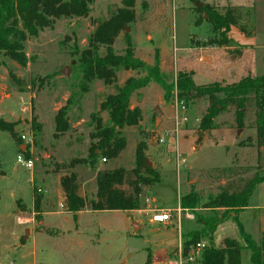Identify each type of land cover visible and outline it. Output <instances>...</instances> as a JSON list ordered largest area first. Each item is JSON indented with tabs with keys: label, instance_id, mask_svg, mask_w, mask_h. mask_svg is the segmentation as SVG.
<instances>
[{
	"label": "rangeland",
	"instance_id": "1",
	"mask_svg": "<svg viewBox=\"0 0 264 264\" xmlns=\"http://www.w3.org/2000/svg\"><path fill=\"white\" fill-rule=\"evenodd\" d=\"M197 2L215 5L221 12L228 5L241 8V22L248 30L253 29L255 42L231 28V49L204 46L212 30L206 20L195 23L198 15L193 8ZM124 7L123 0H93L87 16L55 19L51 27L25 41V52L30 58L26 66L0 55V103L4 102L6 107L0 110V117L20 122L17 130L29 138L25 144H29L30 159L34 163L33 168H28L19 162V157L24 161L28 157L19 150L9 132L0 130V264H166L183 248L190 232L201 231L203 224L198 223L199 217L212 214L204 204L221 186L231 183L236 187L238 180L251 177L257 171L264 175V148H261L262 165L257 168L260 150L256 145L253 107H247L242 128L236 123V107L232 106L216 119L217 128L201 132L199 125L209 99L196 98L185 102L188 121L179 126L180 145L184 140L181 151L187 152L182 153L187 165L179 168L180 173L183 183L198 193L197 207L182 211L181 230L173 227L175 223L169 227L151 224L148 218L152 212L98 211L90 206L78 213L77 222L74 220L66 206L61 177L75 171L86 182L81 183L79 194L88 202L96 198L97 186L92 174L105 162L99 157L94 166L82 161L75 163V160L90 158V148L98 141L92 114L101 120L102 127L108 126V113H98L101 102L130 75H145L141 70L120 68L116 84L107 85L95 79L87 88L83 87L78 67L80 52L88 47L99 22L108 20ZM133 10L134 20L124 23L130 31L125 34L123 27L120 29L114 50L123 54L129 38L137 58L150 65L158 62L167 76L171 97L167 99L164 88L154 81L133 94L131 108L138 107L141 101L140 107L147 119L143 126L136 127V132L131 129L126 133L128 145L119 161L111 160L105 167H134L136 136L146 139L151 145L147 156L151 166L158 170L163 158L168 157H173L174 163L172 171L159 183L144 188L143 196L147 197L146 190L150 188L149 194L157 197L158 207H174L180 189L172 152L176 147L175 138L170 141L168 136L165 143L158 142L159 135L174 131L176 117L181 113L176 107L179 101L174 69L193 70L197 84L235 82L246 75L263 74L264 0H135ZM105 53L106 48L101 46L99 54ZM156 106L165 113L164 122L158 127L155 126ZM63 107L67 109L70 128L57 135L55 117ZM34 119L40 124L37 128ZM141 128L145 130L143 134H140ZM241 141L245 146H239ZM222 168L229 170L221 171ZM39 188L42 192H38ZM123 188L130 190L127 185ZM36 194L39 201L35 200ZM216 213H226L228 220L217 228L213 244L221 246L224 237L242 241L232 217L234 212L219 209ZM171 214L176 221V213L171 211ZM188 214L193 216L188 218ZM239 219L260 243L264 230V181L256 185ZM133 221L138 225L136 228ZM155 226L159 229L153 230ZM200 242L204 247L210 240L202 238ZM153 251L165 255L156 257ZM250 253H244L243 264H251ZM199 263L197 258L186 264Z\"/></svg>",
	"mask_w": 264,
	"mask_h": 264
},
{
	"label": "trees",
	"instance_id": "2",
	"mask_svg": "<svg viewBox=\"0 0 264 264\" xmlns=\"http://www.w3.org/2000/svg\"><path fill=\"white\" fill-rule=\"evenodd\" d=\"M92 2L93 0H0V55L3 54L21 66H26L30 58L25 52L24 43L29 37H35L40 30L51 27L57 18L87 16ZM123 4L125 7L119 9L111 18L99 22L90 37L88 47L80 52L78 67L82 73L83 87L87 88V85L95 79L103 80L107 85L116 84L117 70L120 68L141 70L145 72V75L129 77L124 84L116 87L114 93L108 94L101 102L98 113L107 112L110 124L102 127L101 120L92 114L96 122L98 141L95 147L90 148V158L75 160V163L82 161L94 166L99 157L105 158L107 162L121 153L127 144L122 129L138 125L142 117L140 108L137 106L131 108L130 104L133 94L138 89L154 81L164 88L167 99L171 97L167 76L158 62L150 65L137 58L129 38H127V46L123 54H118L114 50L113 45L120 29L122 27L124 29V23L131 22L135 18L133 10L135 0H123ZM193 9L198 15L196 24L206 20L211 26L212 35L204 42V46L228 45L231 42L229 31L233 26L247 35L253 33V29L248 30L241 22L243 19L241 8L228 5L221 12L215 5L197 2ZM249 13L247 11V14ZM101 46L106 48L104 55L99 54ZM193 77V71L179 70L177 72L176 96L179 101L184 102L202 97L209 99V106L199 125L201 132L217 128L216 119L232 106L236 107V123L239 128H242L245 125L247 107H253L256 145L260 150L257 168H260L263 162L261 148H264V73L246 75L235 82L215 81L208 84H197ZM66 111L67 109L63 107L56 114L57 135L65 133L70 128ZM33 123L36 128L40 126L36 119ZM19 124V121H8L0 117V130L9 132L20 150V146L25 142L17 130ZM144 132L141 130L140 134ZM26 145L24 153L30 159L29 144ZM239 146H245L244 142L241 141ZM147 149V140L141 138L136 146L133 168L98 170L96 198L89 202L79 194L80 184L77 174L70 172L63 175L61 185L66 206L73 214L74 220L77 222L78 213L87 206L98 211L138 209L143 188L161 181L160 172L148 165ZM220 170L225 171L229 168ZM261 181H264V175L257 171L251 177L238 180L239 184L236 187H232L231 183L223 185L216 195L210 196L204 207L212 214L208 217H199L198 223L203 224V228L201 231L188 234L183 243L184 254L191 252L198 243H201L202 238H208L210 243L202 248L199 264H243L244 253L247 251L251 252V264H264V232L260 243H257L239 219V213L248 206L256 185ZM123 185H127L130 190L123 188ZM197 202L198 193L191 192L182 196L181 207L194 210ZM219 209L234 212L232 217L237 223L242 241L227 237L221 246L213 244V237L218 226L228 220L226 213L223 215L216 213Z\"/></svg>",
	"mask_w": 264,
	"mask_h": 264
},
{
	"label": "crops",
	"instance_id": "3",
	"mask_svg": "<svg viewBox=\"0 0 264 264\" xmlns=\"http://www.w3.org/2000/svg\"><path fill=\"white\" fill-rule=\"evenodd\" d=\"M233 30H235V31H239V32H242V31H240V29L238 28V27H235V26H233V27H231ZM243 33V32H242ZM244 35H247V34H245V33H243ZM255 33H254V31H253V33L251 34V35H247L250 39H247L248 41H250V42H255V35H254ZM232 40V39H231ZM231 43V42H230ZM223 48H225L226 50H229V49H231L232 47H230L229 46V44L228 45H225V46H222ZM241 54V52H239L238 53V55H240ZM232 55H234V54H232ZM172 70H173V68H172ZM172 70H170V71H172ZM174 70H176L177 72L179 71V70H188V71H190L189 69H174ZM126 71H128V70H126ZM193 71V70H192ZM166 72H168V71H166ZM168 73H170V72H168ZM129 77H131V75L129 76ZM122 83H124V82H122ZM122 83H120V85H122ZM143 97V96H142ZM141 102V101H140ZM140 102H138V107L140 108V110H141V113H142V117H141V120H140V122H139V124L138 125H136V126H127L128 128H123L122 129V133H123V135L125 136V138H126V140H127V144H126V147H127V145H128V137H127V135H126V133H128L129 131H131V129H133V131H137V128L136 127H140L141 125L143 126L144 125V122H145V120L147 119V115H145L144 114V112L142 111V109H141V105H140ZM3 104V105H2ZM6 107H5V104H4V102H1L0 103V110H3V109H5ZM164 116H165V113L163 112V114H162V117H161V121H160V126L163 124V122H164ZM156 119V118H155ZM166 128V127H165ZM128 129V130H127ZM142 130L144 129V128H141ZM167 129V128H166ZM145 131V130H144ZM170 131V130H169ZM168 130H167V134H168V136H170L169 137V139H170V141L173 139V138H175V144H176V147L174 148V150L172 151L174 154H175V162H176V171H175V173H176V178H177V183L180 185L179 187H180V189H179V197H178V203H177V205H175L174 207L171 205V206H167V207H158L156 204H155V202L157 201V197H155L154 195L153 196H151V194H149V190H150V188L148 189V191L146 190V194H147V197H144L143 196V194L145 193L144 192V188H143V190H142V193H141V195H140V203H139V208L138 209H135V210H127L128 212H132V213H136V212H138L139 214L141 213V214H147V213H150V212H152V214L154 213V212H156V211H159V210H171V211H174L175 213H176V217H177V219H176V221H172V223L171 224H169V225H166V227H169V226H173L174 225V223L176 224L175 226H173V227H176L177 229L180 227L181 228V214H182V211L184 210V211H188V209H183L182 207H181V198H182V196H184V195H187V194H189V193H191V192H196L193 188H192V186L191 185H189V186H186L184 183H183V177H182V174L180 173V167L178 166V162H177V155L178 154H181L182 155V153L183 154H187V152L186 151H181L182 149H181V145H182V141H184V140H182L181 141V145H180V129H178V130H176V127H175V129H174V131H172V132H169ZM186 138H187V136H185ZM141 138H138V135L136 136V142H137V144H138V142H139V140H140ZM148 143V142H147ZM137 144H136V146H137ZM126 147L121 151V153L116 157V158H113V159H110V160H108L107 162H105V164L106 163H108L109 161H111V160H115L116 159V161H119V160H117V159H119V157L121 156V155H123L124 154V152H125V149H126ZM167 147L170 149L171 148V145L170 146H168L167 145ZM151 148V145H150V143H148V149L146 150V154H147V156L149 155V149ZM136 149V148H135ZM194 149V148H193ZM135 157V152L133 153V155H132V157ZM184 156V155H183ZM186 156H188V155H186ZM185 157V156H184ZM85 158V157H84ZM102 161H103V158H102ZM154 163V162H153ZM174 163V159H173V157L171 158V157H168V158H163V160L161 161V164H160V166H158V171L160 172V175H161V180L164 178V176L165 175H167V173H169V172H171L172 170H171V168H172V164ZM105 164L104 163H100V165H98L97 166V168H96V170H93V178H94V181H95V183H96V176H97V172H98V170H103V169H115V168H119V167H124V166H117V165H113L114 167H109V168H107V167H105ZM124 168H127V169H130V168H133L132 166L131 167H124ZM74 171V170H73ZM75 172V171H74ZM79 177V176H78ZM166 177V176H165ZM80 178V187L82 186V185H85L86 184V182L85 181H82V179H81V177H79ZM79 181V180H78ZM81 183H82V185H81ZM96 186H97V184H96ZM153 187V186H152ZM96 190H97V187L95 188V193H96ZM39 196H38V194H36V196H35V200H36V198H38ZM247 208V207H246ZM246 208H244V209H246ZM243 209V210H244ZM242 212V211H241ZM240 212V213H241ZM152 216V215H151ZM151 216L148 218V221L151 223V224H154V225H158L159 223H153V222H151ZM133 217H135L134 215H133ZM227 221V220H226ZM226 221H224V222H226ZM139 222H140V220H139ZM223 222V223H224ZM133 223H134V221H133ZM141 223V222H140ZM223 223H221L220 225H222ZM135 224V223H134ZM219 225V226H220ZM218 226V227H219ZM156 228H154L153 230H158L159 228H158V226H155ZM179 228V229H180ZM181 230V229H180ZM264 232V230L262 231V233ZM262 233H261V236H262ZM225 238H227V237H224V239ZM231 238H234V237H231ZM224 239H222V241L221 242H223L224 241ZM240 241V240H239ZM153 253H154V255H156V257L157 256H159V255H162V256H164L165 255V253H163V254H161V253H159V252H154L153 251Z\"/></svg>",
	"mask_w": 264,
	"mask_h": 264
},
{
	"label": "built area",
	"instance_id": "4",
	"mask_svg": "<svg viewBox=\"0 0 264 264\" xmlns=\"http://www.w3.org/2000/svg\"><path fill=\"white\" fill-rule=\"evenodd\" d=\"M176 107L181 111V113H179L176 117V120H177L176 121V130H178L180 123H185L188 121V116H187V109L188 108H187V105L184 101H179V103L177 102ZM21 137L24 140V142L27 143L29 138H27L24 134L21 135ZM167 138H168L167 133H165L163 135H159L158 136V142L159 143H165ZM105 160L106 159L103 158V161H105ZM18 161L21 163H24L28 168H33V166H34L32 159H27V161H24V160H22V158L19 157ZM177 162H178L179 167L187 165L186 157H184L181 154L177 155ZM38 192H42V189L39 188ZM191 216H193V215H189V214L187 215L188 218H191ZM172 221H173V216L171 214V210H159V211L154 212L151 216V222H153V223H159L162 225H169L172 223ZM202 248H203L202 243H198L197 246L194 249H192V251L189 252L187 255L184 254L183 248H180L176 257L174 259H171L166 264H186L188 261L189 262L195 261L197 258L198 259L200 258Z\"/></svg>",
	"mask_w": 264,
	"mask_h": 264
},
{
	"label": "water",
	"instance_id": "5",
	"mask_svg": "<svg viewBox=\"0 0 264 264\" xmlns=\"http://www.w3.org/2000/svg\"><path fill=\"white\" fill-rule=\"evenodd\" d=\"M130 31V28L127 27L126 25H124V32L125 34H127ZM66 72V71H65ZM163 111L161 110V108L159 106H156V119H155V126L158 127L161 121V117H162ZM27 145L26 144H22L20 146V150H22L23 152H25ZM148 165L151 166V162L148 161ZM135 228L138 226L137 224H134Z\"/></svg>",
	"mask_w": 264,
	"mask_h": 264
}]
</instances>
